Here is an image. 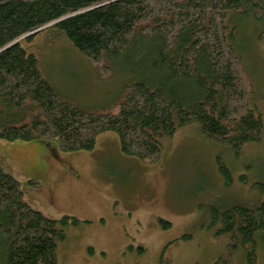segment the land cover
Returning a JSON list of instances; mask_svg holds the SVG:
<instances>
[{
  "label": "trees",
  "instance_id": "obj_1",
  "mask_svg": "<svg viewBox=\"0 0 264 264\" xmlns=\"http://www.w3.org/2000/svg\"><path fill=\"white\" fill-rule=\"evenodd\" d=\"M263 12L262 0H0V139L44 146L56 139L70 152L92 150L100 133L113 131L124 154L153 162L164 139L195 124L238 155L264 140L239 22L259 21ZM46 29L63 36L100 79L127 74L112 107L88 109L59 93L38 55L23 46ZM256 37L264 42V27ZM216 162L228 183L229 168L220 156ZM212 220L214 235L228 237L255 264L264 250V196L215 209ZM77 222L33 209L19 182L0 171V264H57L65 225Z\"/></svg>",
  "mask_w": 264,
  "mask_h": 264
},
{
  "label": "rangeland",
  "instance_id": "obj_2",
  "mask_svg": "<svg viewBox=\"0 0 264 264\" xmlns=\"http://www.w3.org/2000/svg\"><path fill=\"white\" fill-rule=\"evenodd\" d=\"M239 22L256 85L252 102L264 119V42L256 37L264 12L259 21ZM23 46L38 55L59 93L85 108L109 109L122 90L125 72L100 79L54 29ZM55 141L44 146L0 139V171L19 182L25 201L44 216L78 220L65 225L57 264H247L228 237L214 235L212 212L264 196V140L236 155L190 124L162 141L153 162L124 154L113 131L100 133L92 150L64 152ZM218 156L230 170L228 183L217 168ZM255 264H264L263 249Z\"/></svg>",
  "mask_w": 264,
  "mask_h": 264
}]
</instances>
